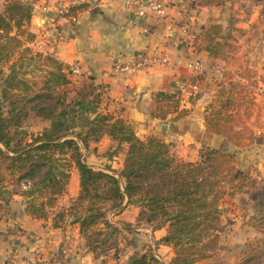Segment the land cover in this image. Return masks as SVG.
<instances>
[{"label": "trees", "instance_id": "obj_1", "mask_svg": "<svg viewBox=\"0 0 264 264\" xmlns=\"http://www.w3.org/2000/svg\"><path fill=\"white\" fill-rule=\"evenodd\" d=\"M188 1L190 6L200 2ZM220 4V0L204 3L207 7ZM87 7H70L65 18L76 16ZM33 11V0H8L0 10V210L8 211L13 196L19 195L25 199V213L31 218L52 217L53 228L77 226L85 249L96 256L112 252L117 257L121 252V232L107 217L120 213L126 200V206L139 209L137 223L152 231L167 228L157 245L171 248L170 264H197L208 258V250L214 249L213 233L222 230V182L243 189L242 193L249 194L259 211L264 209V191L258 192V183L251 181L248 174L232 168L233 156L220 148H202L196 163L177 162L171 157L169 146L156 136L141 139L131 123L100 108L103 87L89 86L87 94L71 97L67 90L71 80L63 65L29 46L35 39L28 31ZM221 32L219 26L212 25L203 35L202 49L213 58L224 55L227 38ZM193 47L200 46L195 43ZM37 75L39 82L33 80ZM223 75L228 77L231 90L220 88L218 100L225 97L229 102L232 90L240 92L242 84H233L230 75ZM197 97L190 98L189 103L193 105ZM153 100L164 105L157 111L162 121L169 114L176 115L172 120L187 114L186 110H179L180 100L175 94L158 93ZM220 101L205 112L206 130L237 146L238 134L227 138L220 131L222 112L229 106ZM30 115L48 122V127L37 135L28 134L21 125ZM104 136L113 143L108 158L126 147L122 169L116 174L108 168L93 170L82 157V149ZM72 169L79 178L78 194L68 208L53 212L57 200L67 191ZM7 177H13L15 185L25 192L7 190ZM248 185L255 192L244 188ZM133 264L163 263L146 251Z\"/></svg>", "mask_w": 264, "mask_h": 264}, {"label": "crops", "instance_id": "obj_2", "mask_svg": "<svg viewBox=\"0 0 264 264\" xmlns=\"http://www.w3.org/2000/svg\"><path fill=\"white\" fill-rule=\"evenodd\" d=\"M124 1L37 0L28 25L35 39L29 46L60 62L66 74L69 66H77L80 76L90 86L105 88L107 111L116 119L131 123L133 128L141 126L135 132L137 137L161 136L177 162H196L202 148L217 149L224 144L221 137L207 132L204 119L207 108L219 99L217 91L223 87L227 90L229 79L223 74H235L243 83L247 69L252 68L249 61L257 71V61L264 57V29L257 28L260 22L264 24V0H222L221 7H202L197 11L189 8L188 0H161L166 6L162 20L153 16L139 20L124 7ZM82 4L88 7L75 16L76 22L59 20L55 25L50 24V18L59 9ZM185 17H189L191 29L184 33ZM212 25L219 26L221 36L227 38L221 58H213L202 49L203 35ZM57 35L62 37L58 44L54 43ZM232 37L233 41H229ZM254 37L257 39L252 42ZM247 39L251 42L249 48H246ZM230 42H233L231 46ZM195 43L197 47L201 44L199 49L193 47ZM139 55L165 57L167 63L126 73L115 70L117 66L133 64ZM195 65L199 71L194 69ZM193 87L198 89L194 105L189 103L194 98ZM158 93L175 94L180 100L179 110H186V116L172 120L176 115L169 114L164 121L157 117V111L164 106L153 100ZM147 126L167 129L149 132ZM229 147L225 143L222 148ZM82 150L85 156L92 154L107 161V167L97 169V165L86 162L97 171L108 168L116 174L126 158L125 146L117 156L108 158L107 154L113 151L108 136ZM251 155L255 168L264 172V142L257 140ZM78 191L79 178L74 170L67 191L59 200L66 202L61 207H67ZM231 201L235 203L234 223L239 229L235 241L240 246L252 240V220L260 212L246 195H237ZM10 210L12 218L0 221V264H133L146 251L163 264H170L173 258L171 248L157 245L165 230L152 231L149 226L137 223L139 209L126 206V200L120 213L107 217L127 235L119 242L122 252L117 257L112 252L96 256L85 249L77 226L53 228L52 217L31 218L25 213V200L19 195L13 196ZM256 262L232 255L223 262L207 259L197 264H264V261Z\"/></svg>", "mask_w": 264, "mask_h": 264}, {"label": "rangeland", "instance_id": "obj_3", "mask_svg": "<svg viewBox=\"0 0 264 264\" xmlns=\"http://www.w3.org/2000/svg\"><path fill=\"white\" fill-rule=\"evenodd\" d=\"M6 1L8 0H0V10L2 9V6L6 3ZM22 1L27 2L29 0H22ZM36 1L37 0H33L34 4ZM220 1H221L220 5L218 6L216 5L212 7H221L223 3L222 0ZM205 2L210 3L211 0H200V2L196 3L195 6H190V3L188 1L189 8L194 11H197L199 8L207 7L204 5ZM189 17H185L186 19L184 20L186 21L185 22L186 26L184 27V31H183L184 33L191 29L190 26L191 21ZM250 26L251 25H249V27ZM257 26L258 29L259 28L262 30L264 29V24L262 22H260L259 25ZM255 27L256 25L254 26V29ZM256 39L254 37L252 39V42L253 41L255 42ZM229 41H233V37ZM250 43H251L250 40L247 39L246 48H249ZM202 44H204V42H202ZM231 44H233V42H230L229 46H231ZM199 46H201V44ZM255 46H258V44H256ZM33 51L38 52L35 50ZM263 58L264 57H262V59ZM262 59H260L259 61L256 60L258 63V65H256L257 71L255 70V67L253 68L252 65L253 62L249 61L251 62V64H249V67L252 68L247 69L248 73L247 75L244 76L243 83H241L237 75L235 74L230 75V77H232L231 80L233 81V84L234 83L242 84L241 91L239 92V90L236 91L232 90L233 97L229 102H227L225 97L221 98L223 102L218 99L215 102V106H218L217 102L219 101L222 103L225 102L227 104L229 103V106L226 109L227 111L222 112L223 114L221 115V121H220L221 133L227 136V138H233L234 136H236V134H238L240 138V140L238 141V145L235 146L231 142L227 141L226 138L221 137L223 139V143L224 144L226 143L230 147L229 149L227 148L223 150L222 148L224 145L223 144L218 148H220L224 154L233 156L234 160L231 163L232 168L237 170L239 173L248 174V177L251 181L254 180L255 182L258 183V187L256 188L258 192H260L261 190L264 191V172H260L255 168L256 165H254L255 163L253 162V157H251L252 156L251 150L256 147L257 140L264 142V62ZM232 62H233V58L230 60L231 65H233ZM38 77H39L38 75L35 76L33 80L39 82ZM68 77L71 80V85L67 88V90L70 93L71 97H75L79 93L87 94L90 91L88 89L90 84H88L87 81L85 82L82 76L68 75ZM29 79L31 80V77H29ZM38 90H39L38 87L34 88V91L36 93L38 92ZM227 90H231V88L227 86ZM234 92L237 95H234ZM218 95L219 94L217 93L216 95L217 98ZM105 98H106L105 88H103L102 95H100V102H101L100 108L105 109L107 111L105 105ZM48 125H49L48 122L43 121L35 117L34 115H30L26 120L22 122L21 126L23 130H25L28 134L37 135L40 132H42V130L47 128ZM156 137L164 143V140L162 139L161 136H156ZM81 153H82V157H84L85 156L84 150H82ZM84 162L85 164L86 162H89L91 165L92 164H95V166L97 165L98 167H95V169L99 167L103 168L108 166L106 160L105 161L101 160L100 156H92V154L86 155L84 158ZM73 171L74 169L71 170V172ZM14 180L15 179L13 177H7L4 184L5 188L9 191L15 190L18 194L25 192V190L22 187L15 185ZM221 184H222L221 185L222 190L224 192V197L222 198V200H220V208L222 210V214L219 218L220 227L222 230L219 231L217 230L216 232L213 233V235L216 237V241H215L216 243L214 245L213 250H208L207 253L209 255L208 258H206L205 260L212 259L216 262H223V260L226 257L237 255L241 257V260L243 261L257 260V262L259 261V263L264 261V209H261V211H259L260 213L257 215L255 220H252L253 228H254L253 230L254 236L252 240L247 241V243L243 245L236 246L237 241L235 240H237L239 237V229L235 226L234 223L237 216L233 212L234 211L233 207L235 206V203H233L231 200L237 195L238 196L246 195L249 198V194L242 193L243 189L241 188L238 189L237 186L231 185V183H228L227 181L222 182ZM244 188L252 193L255 192L254 190L255 188H251L250 185ZM59 200L60 199L57 200V204L53 212H58L60 209L68 208L69 204L67 205V207H61L62 205H65L66 202ZM228 211L232 213L229 214ZM12 215L13 214L10 209L6 211L4 208H2L0 210V221H3V219H9V218L11 219ZM163 230H165V235H166L167 228ZM125 236L127 235H124L123 232H121L119 236V242ZM129 236L132 235L129 234ZM205 243L206 242H204V244ZM120 250L122 252V249Z\"/></svg>", "mask_w": 264, "mask_h": 264}, {"label": "built area", "instance_id": "obj_4", "mask_svg": "<svg viewBox=\"0 0 264 264\" xmlns=\"http://www.w3.org/2000/svg\"><path fill=\"white\" fill-rule=\"evenodd\" d=\"M124 7L131 13L135 15L136 18L146 19L147 17L153 16L159 20H162L166 16V6L161 0H125ZM68 9H59L54 16L50 18V24L55 25L59 20H68L69 22H76V17L65 18V14ZM146 32V31H145ZM62 41V37L57 35L54 38V43L58 44ZM167 63L165 57H147L144 55H139L137 60L131 65L117 66V72H129L132 70H142L149 68L154 65H160ZM194 69L199 71V66L195 65ZM67 75L80 76L81 71L77 66H69L67 69ZM198 95L197 87H193L192 97Z\"/></svg>", "mask_w": 264, "mask_h": 264}, {"label": "water", "instance_id": "obj_5", "mask_svg": "<svg viewBox=\"0 0 264 264\" xmlns=\"http://www.w3.org/2000/svg\"><path fill=\"white\" fill-rule=\"evenodd\" d=\"M141 121V120H140ZM142 127L137 125V126H134V131L137 132L138 130H141ZM166 126H147V130L149 132H163V131H166Z\"/></svg>", "mask_w": 264, "mask_h": 264}]
</instances>
